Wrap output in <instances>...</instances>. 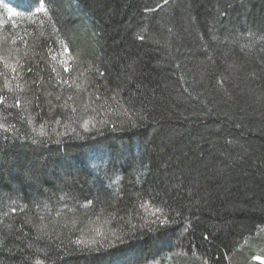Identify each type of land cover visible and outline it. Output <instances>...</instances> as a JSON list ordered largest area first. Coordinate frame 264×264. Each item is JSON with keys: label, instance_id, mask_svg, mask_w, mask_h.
I'll list each match as a JSON object with an SVG mask.
<instances>
[{"label": "trees", "instance_id": "obj_1", "mask_svg": "<svg viewBox=\"0 0 264 264\" xmlns=\"http://www.w3.org/2000/svg\"><path fill=\"white\" fill-rule=\"evenodd\" d=\"M259 254L264 0H0V264Z\"/></svg>", "mask_w": 264, "mask_h": 264}, {"label": "rangeland", "instance_id": "obj_2", "mask_svg": "<svg viewBox=\"0 0 264 264\" xmlns=\"http://www.w3.org/2000/svg\"><path fill=\"white\" fill-rule=\"evenodd\" d=\"M92 155V154H91ZM95 155L93 154V156H90L89 158H88V162H90V161H93V157H94ZM94 162V161H93ZM95 163V162H94ZM98 176H95V178H97ZM176 237H177V242H180L181 240H182V236L179 234V233H176V235H175ZM163 244H165L166 246H169L170 245V243H163ZM253 260H254V262H256V263H260V264H264V255H256V256H254L253 257Z\"/></svg>", "mask_w": 264, "mask_h": 264}, {"label": "snow or ice", "instance_id": "obj_3", "mask_svg": "<svg viewBox=\"0 0 264 264\" xmlns=\"http://www.w3.org/2000/svg\"><path fill=\"white\" fill-rule=\"evenodd\" d=\"M13 15H15V13H13ZM65 51L67 52V50H65ZM64 71H65V72H68L69 69H68V68H65Z\"/></svg>", "mask_w": 264, "mask_h": 264}]
</instances>
